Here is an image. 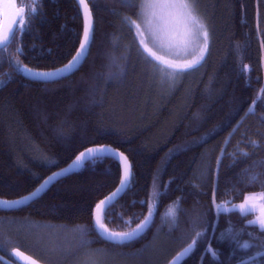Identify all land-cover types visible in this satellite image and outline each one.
Wrapping results in <instances>:
<instances>
[{"label":"trees","instance_id":"16d2710c","mask_svg":"<svg viewBox=\"0 0 264 264\" xmlns=\"http://www.w3.org/2000/svg\"><path fill=\"white\" fill-rule=\"evenodd\" d=\"M87 1L93 40L73 75L33 81L17 71V62L49 70L71 58L83 29L74 0H42L28 30L17 31L0 49V197L25 195L85 148L110 145L129 159L132 176L125 193L103 212V223L114 231L136 226L155 204L151 224L133 242L104 241L94 228V208L117 186L120 166L111 157L86 161L32 202L0 210V264H18L14 247L56 264L42 253L55 229L69 240L63 254L70 255L71 247L81 253L97 246L141 249L160 252L162 264L207 229L181 264H240L261 249L242 251L221 233L231 223L244 229L241 242L259 246L264 232L246 226L252 214L217 217L214 200L237 202L248 192H264V0H198L209 31L208 54L202 66L163 89L124 21L137 19L141 0L136 6ZM17 2L27 6L33 0ZM111 61L115 75L108 71ZM253 173L261 174L260 181L248 185ZM176 201L175 218L161 216ZM253 264H264V257Z\"/></svg>","mask_w":264,"mask_h":264},{"label":"snow or ice","instance_id":"6c2138e0","mask_svg":"<svg viewBox=\"0 0 264 264\" xmlns=\"http://www.w3.org/2000/svg\"><path fill=\"white\" fill-rule=\"evenodd\" d=\"M125 2L129 6H136V0H125ZM38 3L42 6V0H33L30 5L16 8L12 21L5 28L0 29V49H5L8 43L15 39L17 31L23 33L28 30L31 18L38 13L36 7ZM78 3L85 10L86 22L83 40L80 42V47L72 59L62 68L47 72L34 71L26 65L21 66L17 62V71L25 73L31 78L47 82L62 78L78 68L83 59H86L89 45L92 41L91 13L88 11V5L85 0H78ZM197 4L198 0H144L139 5L140 11L136 13L137 20H133L127 16L124 17V21L128 27L135 29V37L138 39L137 48L140 55L146 62L153 64L154 72L160 74L162 82L164 79H167L174 83L177 76L186 75L197 69L202 66L206 59L209 50V31L203 17L198 12ZM18 51L22 52L23 49H18ZM160 53H164V55ZM186 56H191V59L170 58ZM0 83H3V81H0ZM262 94H264V90H262ZM255 103L256 101H253L250 110L254 111ZM252 143L255 146L256 142L253 141ZM241 155L248 156L249 154L242 152ZM108 157L123 163V175L120 180V187L96 205L97 213L94 228L99 235L113 242L124 243L130 241L140 235L150 223L155 204L149 208L148 215L145 216L144 220L130 231L114 232L106 228L101 219V210L111 207L115 203V199L129 187L132 176L128 158L123 153H117L106 146L86 148L76 156L68 168L61 170V172L53 173L35 191L17 200H0V207L18 206L34 198H38L57 177L74 170L82 169L86 161L95 163L97 160ZM260 175V173L250 174L248 176V185L259 182ZM261 187H264V183H261ZM214 206L217 217L221 214L227 215L232 212H238L243 218L246 215L259 212L258 215H254L252 220L247 221L246 226H254L260 232H264V192L249 194L239 205L233 204L231 200L219 203H216L214 200ZM178 208L179 201H176L169 207L166 214L174 219ZM206 232L207 229L203 232H197L196 239H193L191 244L183 249L181 253H178L177 257L170 264H177L179 260L189 254L195 248L199 238L204 236ZM243 234L244 229H236L234 225L229 223V226L221 233V236L231 239L240 250L245 252L253 247H259L261 250L246 256L240 261V264H253L258 258L264 257V244L257 246L250 240L241 242L239 237ZM248 235L251 237L252 233H248ZM206 252H209L214 260H219V255L215 249L208 248ZM13 255H17V252L14 251ZM22 255H17L20 264H36V261L31 258L21 259Z\"/></svg>","mask_w":264,"mask_h":264},{"label":"rangeland","instance_id":"374dc122","mask_svg":"<svg viewBox=\"0 0 264 264\" xmlns=\"http://www.w3.org/2000/svg\"><path fill=\"white\" fill-rule=\"evenodd\" d=\"M144 0H141V3H143ZM140 3V4H141ZM140 11V9H139ZM138 19V18H137ZM136 19V20H137ZM134 33H135V29ZM138 40V39H137ZM161 55H164V53H160ZM107 56V54H104ZM172 59H191V56H186V57H170ZM150 66H153V64L149 63ZM109 67V72L112 73L113 75L117 74L118 72L116 71H110L111 69L114 68L113 62H109L108 65ZM152 73V72H151ZM156 76L158 77L157 82L161 83L162 89L165 87L164 85L169 84V80L164 79L163 82L161 80V76L158 72H156ZM263 191H252L248 192L244 195L243 199L241 201L237 202H232L233 204L239 205L244 201V198L248 196L249 194L252 193H260ZM152 207V206H151ZM169 209L166 208L162 211L161 216H165L168 219H173L172 217L168 216L167 210ZM259 212H256L250 216V220L254 218V215H258ZM135 226V225H134ZM125 228V229H116L117 231H129L133 229V227ZM145 234V233H144ZM143 234V235H144ZM142 235V236H143ZM140 236V237H142ZM139 237V238H140ZM138 238V239H139ZM136 239V240H138ZM68 238L66 235L58 230H50L48 232V238L45 241L47 243V250H41L42 253L47 256L49 259L54 260L57 262L56 264H162L163 262V257L161 256V253L158 251H154L152 254H146L147 251L150 252V250L147 251H142L141 249H128L127 251H121L119 249L115 250H108L105 248V246H97L93 247L91 251L83 252L81 253L80 249L77 250L76 247H71L70 251H73L70 255L67 253L63 254L61 250L65 248L69 243H68ZM135 241V240H134ZM133 242V241H132ZM110 243V242H108ZM154 249V248H150ZM79 255H77V253ZM162 257V259H161ZM75 258V259H74ZM74 259V261H73ZM40 260V259H39Z\"/></svg>","mask_w":264,"mask_h":264},{"label":"water","instance_id":"95a60500","mask_svg":"<svg viewBox=\"0 0 264 264\" xmlns=\"http://www.w3.org/2000/svg\"><path fill=\"white\" fill-rule=\"evenodd\" d=\"M74 1L76 2L77 6H78V8H79V11H80V13H81V16H82L83 29H82V36H81V40H80V42H81V41L83 40L84 26H85V22H86L85 10H84L83 7L78 3V0H74ZM85 2H86L87 5H88V11H90V13H91V23H92L91 36H92V38H93V32H94V31H93V29H94L93 16H92V12H91L90 6H89V4H88V1L85 0ZM13 5H15V7H13ZM19 7H20V6H19L17 0H0V29L5 28V27L8 25V23H10V22L12 21V18H13L14 15H15V10H16V8H19ZM80 42H79V45H78V47H77L75 53L71 56V58H70L65 64H63V65H61V66H59V67H57V68L49 69V70H35V69H32V70H34V71H40V72H47V71H54L55 69H58V68H62V67H63L64 65H66V64L72 59V57L76 54L77 50H78L79 47H80ZM90 46H91V43H90V45H89V50H90ZM89 50H88V53H89ZM88 53H87L86 58L88 57ZM85 60H86V59H83V62L78 66V68H77L76 70L72 71L70 74H67V75L63 76L62 78H58V79H54V80H50V81H47V82L58 81V80H61V79H64V78H67V77L73 75L75 72H77V71L80 69V67L83 65V63H84ZM30 69H31V68H30ZM23 75H24L25 78L30 79V80H33V81L45 82V81H42V80H37V79L31 78V77H29L28 75H26L25 73H23ZM100 146H106V147H109V148L113 149V150H114L115 152H117V153H121L118 149H116V148L113 147V146H110V145H100ZM100 146L95 145V146H90V147H88V148H91V147H100ZM85 149H86V148H85ZM85 149H84V150H85ZM84 150H82V151H84ZM82 151H80V152H82ZM80 152H79L76 156H78V155L80 154ZM76 156H75V157H74V158H73V159H72L67 165H65V166H63V167H61V168H58V169L54 170L53 172H51L50 174L46 175V176L44 177V179L42 180V182L38 185V187H39L41 184H43L44 181H45L48 177L52 176L53 173H58V172H61V170L68 168V166H69L70 164H72V162L75 160ZM124 156H125V155H124ZM115 160H116V159H115ZM116 161H117V160H116ZM128 163L130 164L129 159H128ZM118 164H119V166H120L121 176H120V179H119V182H118L117 186L115 187V189H114L111 193L115 192L116 189H117L118 187H120V180H121V177H122V175H123V163H122V162H118ZM130 165H131V164H130ZM131 169H132V167H131ZM73 172H76V170H74V171H72V172H70V173H68V174H65V175H62V176L57 177L56 179H54V180H53V181L47 186L46 190H47L50 186H52L56 181H58L59 179L65 177V176H67V175H69V174H71V173H73ZM38 187L34 188L31 192H29V193H27V194H25V195H22V196H19V197H15V198H2V197H0V200H9V201H11V200H17V199H20V198H22V197H24V196L29 195L30 193H32L33 191H35ZM46 190H45V191H46ZM45 191H43L39 196H41ZM111 193H109L107 196H105V197H104L103 199H101V200H104L106 197L110 196ZM123 193H124V191L122 192V194H123ZM122 194H120V195L118 196V198L115 199V201H116L117 199H119V198L122 196ZM35 199H36V198H34V199L30 200V201H27V202H25V203L22 204V205H18V206H12V207H7V208H5V207H0V210H12V209H16V208H18V207H20V206H23V205H25V204H28V203L32 202V201L35 200ZM101 200H100V201H101ZM100 201H99L97 204H99ZM97 204H96V205H97ZM104 211H105V209H102V210H101V213H100V215H101V219L103 218V212H104ZM96 213H97V209H96V206H95V208H94V224H95ZM153 213H154V212H153ZM147 215H148V213H147ZM147 215H146V216H147ZM143 220H144V219H143ZM143 220H142V221H143ZM142 221H141V222H142ZM102 222H103V219H102ZM141 222H139L138 224H140ZM150 223H151V221H150ZM150 223L144 228V230L141 232L140 235H138L136 238H134V239H132V240H130V241L124 242V243H116V242H113V241H111V240L106 239L105 237H103V236H101V235H99V234H98V235H99L104 241H107V242H110V243H115V244H118V245H122V244H125V243H130V242H132V241L138 239L140 236H142V235L147 231V229L149 228ZM104 225L106 226V228H107L109 231H114V230L110 229L106 224H104ZM135 227H136V226H134L133 228H135ZM127 231H128V230H127ZM129 231H130V230H129ZM96 232H97V231H96ZM114 232H126V231H114ZM97 233H98V232H97ZM190 244H191V243H190ZM188 245H189V244H188ZM188 245L182 247L180 250H178L176 253H174V254L168 259V263H167V264H170V262L173 261V259H174L175 257H177V254H178V253H181L182 250L185 249ZM14 251L17 252V255H19V254H23L22 257H21V259L31 258L32 260H35V261H36V264H45L44 262L40 261V260H39L38 258H36L35 256L29 254L28 252L22 250V249L19 248V247H14V248L11 250V254H13ZM17 255H13V257H14V259H15L18 263H20V261H18V259H17ZM188 255H189V254H187V255L184 256L181 260H179V261L177 262V264H180V263L182 262V260H183L185 257H187Z\"/></svg>","mask_w":264,"mask_h":264},{"label":"bare ground","instance_id":"6f19581e","mask_svg":"<svg viewBox=\"0 0 264 264\" xmlns=\"http://www.w3.org/2000/svg\"><path fill=\"white\" fill-rule=\"evenodd\" d=\"M92 40H93V38H92ZM91 43H92V41H91ZM90 47H91V46H90ZM88 54H89V53H88ZM116 149H117V148H116ZM118 150H119V149H118ZM119 151H120V150H119ZM120 152H121V151H120ZM121 153H122V152H121ZM113 159H114V158H113ZM131 172H132V170H131ZM120 173H121V172H120ZM120 176H121V175H120ZM126 190H127V189H126ZM126 190H125V191H126ZM125 191H124V193H125ZM124 193H123V194H124ZM123 194H122V195H123ZM150 224H151V223H150ZM191 243H192V242H191ZM113 244H115V243H113ZM191 251H192V250H191ZM189 254H190V253H189ZM12 257H13V254H12ZM187 257H188V256H187ZM185 258H186V257H185ZM185 258H184V259H185ZM13 259H14V257H13ZM184 259H183V260H184ZM14 260H15V259H14ZM183 260H182V261H183ZM15 261H16V260H15ZM16 263H18V262L16 261ZM167 263H168V262H167ZM167 263H166V264H167ZM18 264H20V263H18ZM180 264H181V263H180Z\"/></svg>","mask_w":264,"mask_h":264}]
</instances>
